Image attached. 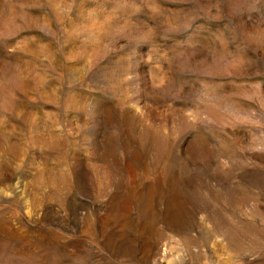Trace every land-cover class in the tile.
I'll list each match as a JSON object with an SVG mask.
<instances>
[{
	"label": "rangeland",
	"instance_id": "374dc122",
	"mask_svg": "<svg viewBox=\"0 0 264 264\" xmlns=\"http://www.w3.org/2000/svg\"><path fill=\"white\" fill-rule=\"evenodd\" d=\"M0 264H264V0H0Z\"/></svg>",
	"mask_w": 264,
	"mask_h": 264
}]
</instances>
